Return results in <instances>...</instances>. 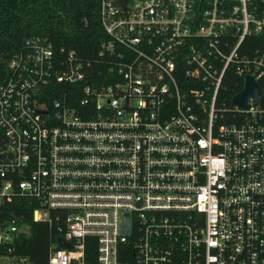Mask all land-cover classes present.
I'll return each instance as SVG.
<instances>
[{
    "label": "built area",
    "instance_id": "1",
    "mask_svg": "<svg viewBox=\"0 0 264 264\" xmlns=\"http://www.w3.org/2000/svg\"><path fill=\"white\" fill-rule=\"evenodd\" d=\"M99 22L94 59L32 35L8 60L0 264H34L15 200L47 264H264V0H100Z\"/></svg>",
    "mask_w": 264,
    "mask_h": 264
},
{
    "label": "trees",
    "instance_id": "2",
    "mask_svg": "<svg viewBox=\"0 0 264 264\" xmlns=\"http://www.w3.org/2000/svg\"><path fill=\"white\" fill-rule=\"evenodd\" d=\"M99 4L100 0H0V81L8 75L10 57L32 35H45L57 48L75 49L81 57L94 59L101 42L108 39L99 22ZM223 86L220 93L230 96L240 90L241 81L227 72ZM34 208L27 200H15L10 209L23 215L29 226L15 248L34 264H47L51 236L46 222L33 220Z\"/></svg>",
    "mask_w": 264,
    "mask_h": 264
},
{
    "label": "water",
    "instance_id": "3",
    "mask_svg": "<svg viewBox=\"0 0 264 264\" xmlns=\"http://www.w3.org/2000/svg\"><path fill=\"white\" fill-rule=\"evenodd\" d=\"M122 5L125 4V0H118ZM252 97L253 101L256 102L258 99V87L256 82L250 77L246 76L244 88L233 96L232 102L242 107L248 106V100ZM125 228H127V222H125ZM60 245H63L62 241H59Z\"/></svg>",
    "mask_w": 264,
    "mask_h": 264
}]
</instances>
